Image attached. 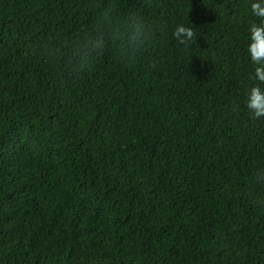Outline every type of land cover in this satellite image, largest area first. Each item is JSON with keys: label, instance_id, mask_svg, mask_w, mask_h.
Here are the masks:
<instances>
[{"label": "trees", "instance_id": "16d2710c", "mask_svg": "<svg viewBox=\"0 0 264 264\" xmlns=\"http://www.w3.org/2000/svg\"><path fill=\"white\" fill-rule=\"evenodd\" d=\"M252 2L0 0V264H264ZM105 11L155 43L73 71Z\"/></svg>", "mask_w": 264, "mask_h": 264}, {"label": "clouds", "instance_id": "9594fccd", "mask_svg": "<svg viewBox=\"0 0 264 264\" xmlns=\"http://www.w3.org/2000/svg\"><path fill=\"white\" fill-rule=\"evenodd\" d=\"M151 5L154 0H148ZM251 14L259 19V23H252L249 26V44L247 52L250 62L254 65L253 79L259 83L250 88L245 106L250 113L252 120L264 118V88L259 85L264 84V0H253L250 4ZM156 28L137 14H131L121 24L111 22V13L105 11L101 22L96 26L92 35L87 33L81 42L73 43L71 46V63L73 71L83 72L88 70L94 58L99 57L111 44L115 47L118 56L129 62H134L136 57L146 51L155 43ZM173 38L179 45L185 48L190 47L197 40L196 29L177 25L172 32ZM55 54L59 56L60 50L55 49ZM41 55L53 56V52H42ZM258 184L264 185V170L255 174ZM253 202L258 206H264V199L253 198Z\"/></svg>", "mask_w": 264, "mask_h": 264}]
</instances>
